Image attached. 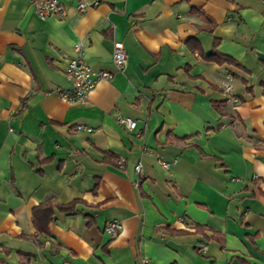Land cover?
<instances>
[{
	"label": "crops",
	"instance_id": "crops-1",
	"mask_svg": "<svg viewBox=\"0 0 264 264\" xmlns=\"http://www.w3.org/2000/svg\"><path fill=\"white\" fill-rule=\"evenodd\" d=\"M57 1L66 15L40 19L34 0H0V264H264L262 0ZM191 38L240 65L201 59ZM76 42L113 76L72 105L57 91ZM46 199L80 201L39 233Z\"/></svg>",
	"mask_w": 264,
	"mask_h": 264
},
{
	"label": "built area",
	"instance_id": "built-area-1",
	"mask_svg": "<svg viewBox=\"0 0 264 264\" xmlns=\"http://www.w3.org/2000/svg\"><path fill=\"white\" fill-rule=\"evenodd\" d=\"M264 3V0H262ZM97 1L88 2L86 0H74V5L79 13H83L86 9L96 6ZM34 12L40 19H46L50 16L58 15L64 17L66 15L65 7L57 0H34L33 2ZM127 54L124 47L121 44H116L112 53V62L118 71H122L125 67ZM65 74L71 81V87L68 90L58 89L57 93L61 101L67 104H84L87 101L88 95L93 91L96 84L100 80L111 79L113 73L107 70H95L93 69L85 59V54L82 46V42H76L73 45V56L68 61L65 68ZM224 92L228 95L227 98L232 103H238V98L231 94V86L229 84L224 85ZM116 122L128 130L136 128L137 123L134 119L117 115ZM76 131L91 132L92 128L82 124L75 125ZM159 165L164 169H169L171 163L163 159L158 158ZM176 161L173 160V163ZM117 164L123 167L124 160L119 158ZM133 170L137 174L142 172V164L136 163ZM122 230V224L118 221L110 220L106 223L104 231L110 238H115ZM198 253L205 252V245H201L198 248ZM145 263V260H142Z\"/></svg>",
	"mask_w": 264,
	"mask_h": 264
},
{
	"label": "trees",
	"instance_id": "trees-1",
	"mask_svg": "<svg viewBox=\"0 0 264 264\" xmlns=\"http://www.w3.org/2000/svg\"><path fill=\"white\" fill-rule=\"evenodd\" d=\"M190 49L196 52L201 59L205 61H213L217 63H231L235 65H240L233 58L224 55L216 50L217 41L214 42V48L211 52L205 53L202 48L199 46L197 41L194 38L189 39L187 42ZM218 109V106L215 105ZM80 200L75 199L67 204L54 203L51 199H46L43 202L39 203L32 209V223L39 233H47L48 232V224L51 222L52 215L54 213V209H57L61 212H65L67 214H71L76 209V204L79 203Z\"/></svg>",
	"mask_w": 264,
	"mask_h": 264
},
{
	"label": "water",
	"instance_id": "water-1",
	"mask_svg": "<svg viewBox=\"0 0 264 264\" xmlns=\"http://www.w3.org/2000/svg\"><path fill=\"white\" fill-rule=\"evenodd\" d=\"M254 54H255L258 58L264 60V53H263V52L258 51V50H255V51H254Z\"/></svg>",
	"mask_w": 264,
	"mask_h": 264
}]
</instances>
